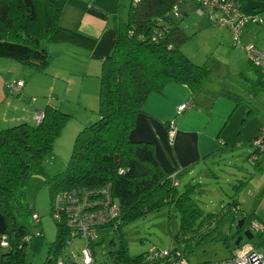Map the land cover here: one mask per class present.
<instances>
[{
    "label": "trees",
    "instance_id": "16d2710c",
    "mask_svg": "<svg viewBox=\"0 0 264 264\" xmlns=\"http://www.w3.org/2000/svg\"><path fill=\"white\" fill-rule=\"evenodd\" d=\"M179 1L131 0L126 19H119L114 46L101 61L98 120L77 135L65 170L47 180L51 216L52 200L59 192L75 188L109 189L120 207L119 226L112 230L119 236L116 253H110L114 264H145L142 258L146 253L134 259L129 257L122 228L165 207L175 208L179 217V230L172 237L171 246L183 241L185 254L208 240H225L221 226L230 210L234 212L233 223L237 218L243 220L242 229H238L239 220L233 226L234 239L249 230L252 222L248 215H235L240 210L235 200L227 204L225 209L230 208L224 212L204 213L192 198L202 192L199 184H187L179 192L171 177L175 173L164 171L153 145L131 139L137 116L143 112L149 95L162 93L168 84L176 83L186 86L193 96L214 78L206 64H194L182 51L189 37L180 26L182 21L179 23L186 17L182 6L174 12ZM61 13L57 0H0V59L44 74L52 57L43 42L71 45L90 55L97 41L64 28ZM255 71L259 74L256 68ZM260 85L264 92V84ZM221 96L240 100L228 91L221 92ZM37 113L42 114L39 123L0 129V214L5 220L0 238L2 235L8 238L4 248L7 252L1 255L0 264H26L27 246L32 244L36 249L43 238L41 231L34 235L17 220L31 219L32 210L25 203L27 182L42 173L43 162L53 153L55 140L69 117L51 105ZM183 172H177L174 180ZM54 222L56 240L48 245V255L42 264H56V258L78 236ZM257 235L260 237L256 247L264 250V231ZM94 246L95 243L90 245L93 253Z\"/></svg>",
    "mask_w": 264,
    "mask_h": 264
},
{
    "label": "rangeland",
    "instance_id": "374dc122",
    "mask_svg": "<svg viewBox=\"0 0 264 264\" xmlns=\"http://www.w3.org/2000/svg\"><path fill=\"white\" fill-rule=\"evenodd\" d=\"M57 1L62 9L61 25L78 24L77 18L68 8L72 7L71 2ZM102 1L109 2V0ZM239 1L240 10L245 15L264 10V1ZM112 2L107 7L115 12L118 25V17L126 19L131 0H112ZM184 4L182 10L186 11V17L179 23L182 21L180 26H184V32L189 39L182 49L191 55L193 63L197 65L207 63L214 77L211 79L215 83L214 88L223 86L224 90L239 96L240 100H234L237 108L222 131L220 141L225 144H221V151H218L216 156L207 159L209 176L204 178L199 171L200 168H197L193 175L183 176L178 190L182 192L185 185L200 182L204 191L193 195L192 198L204 213L224 212L230 208L225 209L227 204L236 200L241 210L238 213L239 217L243 213L250 214L253 211L256 215L260 208L259 194L264 186V157L258 167H255L249 162L248 156L252 153L249 142L264 125V92L260 90L262 82L260 75L248 61L241 45H234V37L228 29L214 26L206 16H198L191 2L185 1ZM65 5L68 7L65 8ZM108 25L109 28H114L112 17ZM248 26L243 32L242 44L255 46L264 53V25L250 23ZM115 29L117 32V27ZM43 44L47 45V52L52 57V62L44 74L33 73L29 68L8 60L7 63L12 66L4 69L2 75L5 77L8 72L9 74L6 79L0 76L2 129L8 125L14 126L10 125L11 120L4 121L5 118L19 115L28 118L33 114L31 107L33 102L39 110L44 109L46 100L52 101L55 106L61 103L59 110L69 117L55 140L53 153L43 162L42 173L33 175L27 182L25 203L33 214L39 216V223L34 227L30 218L18 219L17 222L34 235L41 231L43 238L39 240L36 249L32 248V244L27 246L26 264H42L48 255V245L56 240V225L50 215L51 197L47 180L65 170L77 135L98 120L99 108L98 76L101 61L96 57L90 59L86 50L71 45L45 42ZM66 49L71 52L69 54H74L72 55L74 58L67 54ZM57 70L60 80L55 78ZM19 80L25 83L21 94H8L7 86ZM54 80L57 82H53ZM234 103L232 102V105H235ZM249 109L252 110L248 111ZM22 118L25 120V117ZM30 123L34 124L32 121ZM233 214L234 212L230 210L228 217ZM252 218V221H256V217L252 216ZM0 228H5V220L1 214ZM178 230V213L173 207H165L125 224L122 228V236L129 257L134 259L152 248L170 249L172 237L178 233ZM232 232L235 233L234 230ZM256 234L258 233H253L254 237L250 241L243 238L240 245L249 243L256 247L257 239L260 237ZM118 237V234L109 229H101L98 232L94 253L99 263L114 264L110 253H116L119 245ZM232 240L231 238L225 241L209 240L201 243L195 250L188 252V263L212 264L226 260L230 257V249L233 248ZM86 244L83 238H75L64 248V251L71 259L77 261ZM6 252L7 249L0 245V257Z\"/></svg>",
    "mask_w": 264,
    "mask_h": 264
},
{
    "label": "crops",
    "instance_id": "0c3cea01",
    "mask_svg": "<svg viewBox=\"0 0 264 264\" xmlns=\"http://www.w3.org/2000/svg\"><path fill=\"white\" fill-rule=\"evenodd\" d=\"M67 2H71L72 7L65 5V8H70V11L73 12V15L75 18H77L78 24L75 25L66 23L62 26L67 29L76 30L82 35L95 39L97 44L94 50L90 53L89 58L92 59L96 57L99 61H102L111 52L117 36L115 27L118 25L116 23L115 12L107 7L113 3L112 0H109L108 3H105L102 0H67ZM183 7H185V4L182 6V8ZM183 12L186 13L185 10ZM255 14L264 17V10H260V12H254L252 15ZM198 16L203 15L198 14ZM110 17L113 18L114 28H109L108 24ZM119 19H121V17H118V22ZM247 27L244 28L243 32H245ZM181 28L183 31H185L184 26ZM243 35L244 33H242L241 39L243 38ZM46 48H48L47 45ZM182 51L193 62L191 55L187 54V52L183 49ZM66 52L69 56L74 55L69 54L71 52L67 49ZM7 62L9 61L0 59V76L3 79H6L9 74L8 72L4 77L2 75L4 69H9L12 66ZM58 71L59 70L55 72V78L60 80V78H58V76H60ZM57 80H54L53 82L56 83ZM213 84H215L213 81L208 80L205 83L202 91L192 96L186 86L170 83L164 88L162 93H153L149 95L143 105V112L137 116L135 127L131 133V139L133 141H144L151 143L159 164L167 174L184 171L178 176L179 178H177V186L179 185L180 180L184 178L183 176L193 175L194 170L197 168H200L199 171L202 172L204 178H207L209 176L208 173H210L207 159L212 156H216V153L221 151V144H225L224 142L220 141L221 134L225 129L232 113L237 108V104H235V101L232 99L221 96V92L228 91L224 90L225 87L221 86L222 88H220L219 86V88L216 89L213 87ZM67 92L70 93L69 90H67ZM2 95H4V93ZM188 101H191L193 106L182 113H177V108ZM232 102L235 105H232ZM60 104L61 103H58V105L55 106L52 104V101L46 100L44 108L47 105H51L60 109ZM31 107L33 109V114H31L28 118H26L24 115H19L25 117V120L19 116H12L9 119L5 118L4 121L11 120L12 124L10 125L29 123L30 121L36 124L34 121L35 113L42 112L43 109L39 110L36 108L34 106V102ZM171 122L174 126L172 135L169 131V123ZM8 127L9 125L5 126V128ZM0 129H2V127H0ZM256 135H254V137L249 142L250 147L251 142L256 137ZM198 184L200 187L202 186V183L199 182ZM202 191L204 190L202 189ZM259 197L260 208L258 209V214L255 215L253 211L250 214L243 213L242 215H248L252 220V216L256 217L255 220L264 227V194H262V191L260 192ZM240 211L241 210H239L238 213ZM238 213L236 215H238ZM232 218L233 216L227 217L221 226L225 235V240L230 238L232 240L234 235L232 230H234L233 226L235 223L231 221ZM3 230L4 228H0V232ZM236 239L237 238L232 240L233 248H235L234 242ZM92 244L93 243L89 244V246ZM246 244L250 245L249 243ZM197 247H195V249ZM253 247L256 250L264 253L263 249L257 248L255 246ZM233 248L230 249V253L232 252Z\"/></svg>",
    "mask_w": 264,
    "mask_h": 264
},
{
    "label": "built area",
    "instance_id": "2783aa9c",
    "mask_svg": "<svg viewBox=\"0 0 264 264\" xmlns=\"http://www.w3.org/2000/svg\"><path fill=\"white\" fill-rule=\"evenodd\" d=\"M137 1V0H136ZM185 1L191 2L197 13L209 18L213 25L228 29L234 37V45H241L242 50L246 53L247 59L259 72L262 83L264 84V53L259 51L255 46H244L242 44V33L245 27L250 23H259L264 25V18L258 14L245 15L240 11L238 0H180L174 12L182 6ZM24 87V82L19 80L11 86H7L9 93H19ZM193 106L191 101L184 103L177 108V113H182ZM42 114L37 113L34 121L39 123ZM170 134H173V123H169ZM252 153L248 156L249 162L254 166L262 161L264 157V125L258 131L256 137L251 142ZM175 174L171 177L175 184ZM239 210L235 211V215ZM52 217L62 227L73 231L83 238L87 244L80 254L79 259L75 261L63 250L56 258V264H103L96 259L89 244L94 243L97 239L98 232L105 226H110L111 230H116L119 226L120 207L110 196L108 188L84 190L75 188L69 191H62L54 195L52 200ZM31 221L36 227L39 223L37 214L31 215ZM238 221V218L237 220ZM235 221V224H236ZM252 233H261L264 227L257 221L250 224ZM73 238L68 244L75 239ZM181 241V240H180ZM0 245L6 248L8 238L3 235L0 239ZM185 243H175L168 250H159L152 248L143 256L145 264H189L187 255L184 252ZM213 264H264V253L256 250L253 246L243 244L235 247L230 258L215 262Z\"/></svg>",
    "mask_w": 264,
    "mask_h": 264
},
{
    "label": "water",
    "instance_id": "95a60500",
    "mask_svg": "<svg viewBox=\"0 0 264 264\" xmlns=\"http://www.w3.org/2000/svg\"><path fill=\"white\" fill-rule=\"evenodd\" d=\"M242 224H243V220H239L238 229H242ZM243 238L250 241L253 239V234L249 230L243 231L242 236L237 237L236 241L234 242V246L238 247Z\"/></svg>",
    "mask_w": 264,
    "mask_h": 264
},
{
    "label": "clouds",
    "instance_id": "9594fccd",
    "mask_svg": "<svg viewBox=\"0 0 264 264\" xmlns=\"http://www.w3.org/2000/svg\"><path fill=\"white\" fill-rule=\"evenodd\" d=\"M182 5H183V4H182ZM194 9H195V7H194ZM195 11H196V9H195ZM237 213H238V212H237ZM238 220H241V219L238 218ZM2 236H3V235H2ZM95 242H96V241H95ZM239 246H240V245H239ZM239 246H238V247H239ZM186 255H187V257H188V254H186Z\"/></svg>",
    "mask_w": 264,
    "mask_h": 264
}]
</instances>
